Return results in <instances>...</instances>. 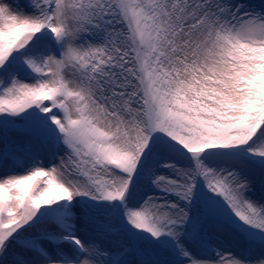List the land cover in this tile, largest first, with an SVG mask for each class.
<instances>
[{
    "label": "snow or ice",
    "instance_id": "1",
    "mask_svg": "<svg viewBox=\"0 0 264 264\" xmlns=\"http://www.w3.org/2000/svg\"><path fill=\"white\" fill-rule=\"evenodd\" d=\"M0 264H264V0H0Z\"/></svg>",
    "mask_w": 264,
    "mask_h": 264
},
{
    "label": "rangeland",
    "instance_id": "2",
    "mask_svg": "<svg viewBox=\"0 0 264 264\" xmlns=\"http://www.w3.org/2000/svg\"><path fill=\"white\" fill-rule=\"evenodd\" d=\"M251 2L253 3V4H259V3H261V0H251Z\"/></svg>",
    "mask_w": 264,
    "mask_h": 264
}]
</instances>
